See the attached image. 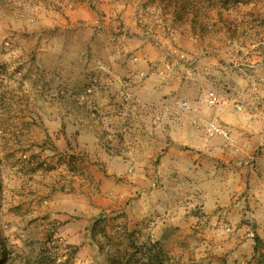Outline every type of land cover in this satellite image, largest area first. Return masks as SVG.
<instances>
[{
	"label": "rangeland",
	"instance_id": "374dc122",
	"mask_svg": "<svg viewBox=\"0 0 264 264\" xmlns=\"http://www.w3.org/2000/svg\"><path fill=\"white\" fill-rule=\"evenodd\" d=\"M192 2L176 9L166 0H0V177L9 189L1 264H34L41 252L52 264H140L122 250L127 234L141 243L165 231L164 249L185 264L263 257L264 245L254 256L252 217L206 215L203 189L173 188L159 170L165 148L149 152L135 138L154 120L162 133L175 131L188 111L180 99L208 118L226 99L254 96L247 86L264 56V0ZM167 71L189 82L181 85L187 97L178 92L166 100L175 109L154 110L165 96L151 95L161 89L151 76ZM209 91L221 103L207 104ZM180 161L185 169L187 157ZM100 215L114 239L104 251L91 238Z\"/></svg>",
	"mask_w": 264,
	"mask_h": 264
},
{
	"label": "crops",
	"instance_id": "0c3cea01",
	"mask_svg": "<svg viewBox=\"0 0 264 264\" xmlns=\"http://www.w3.org/2000/svg\"><path fill=\"white\" fill-rule=\"evenodd\" d=\"M254 72L257 73L250 77L247 86V90L254 96L248 93V102L244 103L240 97L230 101L226 99L213 108V114L208 118L198 112L182 111L184 119L176 123L175 131L162 133L163 123L160 125L154 120L155 126L150 131L143 129L135 138L145 143L149 152L165 148L159 152L162 155L158 154L162 161L159 170L164 166L163 170L170 173L169 185L173 188L178 186L182 191L190 190L195 184L198 189H203L202 204L206 215L211 214V218L219 217L231 222L240 219L241 215L252 217L253 222L257 223L254 231L261 237V231L264 232V81L261 82L260 78L264 77V64L259 65ZM155 73L151 77L161 89L153 88L151 95L163 98L165 96V103L159 102L153 109H175L173 102L166 100H173L178 92L186 98L185 89L181 85L189 82L173 71L158 76H154ZM139 92L136 90L137 95ZM187 100L194 105L190 99ZM234 101L241 102L248 116L236 109ZM141 107L143 108V103ZM165 113L167 116L163 118L165 121L170 119L168 122L171 126L172 113ZM213 118L227 127L230 141L219 135L209 136L204 132L203 124L207 119ZM177 141L191 143L196 149L179 150ZM191 151L194 155L188 154ZM185 157L187 161L183 166L185 169H182L180 159ZM191 174L196 177L195 180ZM208 188L214 189L213 196L206 195Z\"/></svg>",
	"mask_w": 264,
	"mask_h": 264
},
{
	"label": "trees",
	"instance_id": "16d2710c",
	"mask_svg": "<svg viewBox=\"0 0 264 264\" xmlns=\"http://www.w3.org/2000/svg\"><path fill=\"white\" fill-rule=\"evenodd\" d=\"M166 1L168 2V4L173 3L174 8L176 9H178V7H181V9L186 8V6L188 8H193L194 6L192 0L190 1L189 0H166ZM0 148H1V145H0ZM62 163L66 165V163H64L63 161ZM62 163L60 162V164ZM8 191L9 189H6L3 187V183L0 177V212H1V209L3 208V205L6 203L5 195L7 194ZM105 222L106 220L103 218V216L100 215L94 220V222L91 225V238L98 244L99 249L102 251L105 250V247H106L105 243L106 244L114 243L113 237L111 239L110 235L107 232ZM121 227H122V230L120 232L121 235H126L127 234L126 223L123 222L121 224ZM168 228H171V227H167V229ZM127 235L131 237V239L129 240V243L125 245V242H121V244L123 245L122 246L123 252L126 255L128 254V262L132 263V262L138 261L140 264H185L182 261L181 256L171 255L169 252H167L164 249L163 240H165L168 236L167 231L163 232L159 239H156V240L147 239L141 243H137L134 240V238H132L134 234L129 233ZM263 245H264V238H261L260 236L256 235L254 237V244H253L254 256L259 251L260 246H263ZM109 251H107L108 255L110 254ZM6 254L7 253L5 251L4 246H2L0 243V264L2 263L3 260H5ZM113 256L114 257L111 258L112 261L118 260L117 257H115V255ZM53 262L54 261L49 262L48 256L41 252V254H39L38 257H36V262H34V264H52ZM256 262H257L256 264H264V254H263V257L256 259ZM23 264H26L25 260H23ZM112 264H115V262H113Z\"/></svg>",
	"mask_w": 264,
	"mask_h": 264
},
{
	"label": "built area",
	"instance_id": "2783aa9c",
	"mask_svg": "<svg viewBox=\"0 0 264 264\" xmlns=\"http://www.w3.org/2000/svg\"><path fill=\"white\" fill-rule=\"evenodd\" d=\"M180 58H185V55L181 54L179 55ZM194 60H192L190 63H193ZM262 63L260 65L264 64V56H263V60L261 61ZM260 81L263 82L264 81V77L260 78ZM204 100L207 104L209 105H216L221 103V98L218 95V93L216 91H209L206 96L204 97ZM179 106L181 108H183L184 110H188V111H194L195 107L192 103H190L188 100L186 99H180L178 101ZM236 109L237 110H241L242 109V104L236 102L235 103ZM206 130L210 135H219L222 136L224 138H226L228 141L231 140L230 134L228 129L226 128L225 125H223L222 123L219 122V120L213 118L211 120H209L206 123Z\"/></svg>",
	"mask_w": 264,
	"mask_h": 264
}]
</instances>
